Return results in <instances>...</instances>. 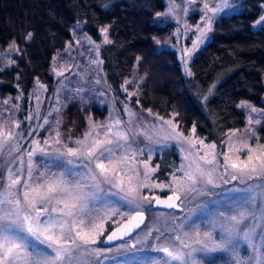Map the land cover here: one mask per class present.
<instances>
[{
    "label": "snow or ice",
    "instance_id": "obj_1",
    "mask_svg": "<svg viewBox=\"0 0 264 264\" xmlns=\"http://www.w3.org/2000/svg\"><path fill=\"white\" fill-rule=\"evenodd\" d=\"M227 7L228 0H221L216 7L204 4L206 12L213 14ZM170 14H174L172 9ZM211 22L212 17H208L206 27L200 30L201 37L211 30ZM257 23H264V16ZM103 31L106 36L107 29ZM31 35L29 33L27 39H31ZM200 42L198 38L191 49H185L188 57H191ZM251 111L258 110L252 107ZM251 122L252 118L249 117ZM115 124L119 125L120 121H115ZM166 124L170 130L169 137L183 139L194 147L191 139L177 132V125L171 120ZM15 126L19 127V124ZM113 127H107L103 138L93 128V131L85 134L83 140L76 141L77 147L65 145L64 150L57 148L49 151L34 141L36 147L27 152L26 166L24 159L19 158V168L13 171L7 167L6 174L0 175V264H91V257L102 254L99 248L91 246L103 235L106 222L112 221L118 225L107 236V240L122 239L144 222L145 204L175 208L178 206L176 201L181 200V191L186 195L192 192L209 197L216 195L214 190L220 186L216 182L218 170L222 173L221 180L224 175H230L232 180H239L246 187L229 190L230 194L225 196L227 204L224 200L210 199L197 206L200 219L207 218L212 231H205L201 238L199 225H189L191 235L185 231L182 236H174L171 241L166 239L151 247L150 251L162 253L163 257H146L143 264H171L173 261L180 264H204L203 260L197 259V253L207 258V264H215L211 254L217 252H230L235 264H264V251L245 262L239 258L237 250L239 240L252 241L258 224L261 226L260 234L264 235V145L252 148L244 144L246 157L241 159L236 155L234 159L229 154L234 151L229 144L228 153L222 154L221 163L217 159L216 145H204L203 140H200L199 144L206 151L202 155H193L189 151V155L185 156L189 162L181 166L182 177L173 176L172 183L167 185L173 189L172 195L167 199L158 196L149 198L143 194V189L163 190L166 187L164 184L150 182V176L158 166L153 168L145 161L141 174L138 168L131 165L135 151L131 150L128 143V133L113 131ZM195 131L193 127L192 132ZM20 135L0 127V156H11L19 151L18 144L12 141ZM144 135L152 139L147 133ZM55 143H60L59 133ZM118 151L122 154L117 155ZM235 152H239V149H235ZM37 153L45 158L44 170L39 172L38 178L42 182L39 183L33 178L34 171L38 169L34 160ZM228 182L223 180L225 184ZM222 205L228 209L229 215L220 210ZM210 206L214 207L209 210ZM121 208L129 211L122 212ZM191 211L195 214L196 209ZM116 216L126 222L113 220ZM241 225H244V229H241ZM216 229L221 233L219 241L213 235ZM150 236L151 231L145 239ZM156 239L159 240L160 236ZM189 240H193L199 247H193ZM173 241H179V246ZM135 247L131 245L132 249ZM185 248L189 251L185 252Z\"/></svg>",
    "mask_w": 264,
    "mask_h": 264
},
{
    "label": "trees",
    "instance_id": "obj_2",
    "mask_svg": "<svg viewBox=\"0 0 264 264\" xmlns=\"http://www.w3.org/2000/svg\"><path fill=\"white\" fill-rule=\"evenodd\" d=\"M166 5V0H0V50L15 43L10 65L0 70V100L18 97L22 119L36 83L54 87L51 65L73 41L76 25L96 40L108 25L110 41L101 58L114 94L122 96L135 74L139 80L131 102L137 110L173 117L183 133L195 127L196 136L223 147L231 130L246 125L242 101L264 108V24L252 26L264 0H239V10L216 18L210 40L191 60V75L184 74L177 51L164 46L174 30L173 23L160 20ZM106 114L96 104L70 102L61 109L60 126L65 136L78 138L90 119ZM259 130L264 132V123ZM178 161L174 148L157 154L152 162H161L162 171L156 177L166 178ZM212 258L229 264L224 252ZM200 260L207 264L204 256Z\"/></svg>",
    "mask_w": 264,
    "mask_h": 264
},
{
    "label": "rangeland",
    "instance_id": "obj_3",
    "mask_svg": "<svg viewBox=\"0 0 264 264\" xmlns=\"http://www.w3.org/2000/svg\"><path fill=\"white\" fill-rule=\"evenodd\" d=\"M166 3L165 10L160 13V20L162 22L173 23L174 30L173 39L168 40L164 46L171 47L177 51L184 74L191 75L189 74V72L192 73L190 66L191 60L206 42L210 40L214 21L221 14H229L239 10V0H228V7L223 8L222 11L215 14L206 12L204 4L208 3L210 7H216L220 5L221 0H194V2H190V0H166ZM173 5H175L174 8ZM170 9L173 10L174 14H170ZM262 16H264V10L261 16L253 22V28H259L264 24L257 23ZM208 17H212L211 30L207 31L204 37H201L200 30L206 27ZM78 25L81 26V24H77L76 28L73 29V41L68 43L65 50L54 58L51 65V72H53L55 77L54 87L51 90L46 88L44 84L37 82L29 96L27 111L22 119L19 117L20 105L18 97L10 100L9 96L7 97L8 99L0 100V127L6 130L11 129L14 134H21L16 137V140L12 141L13 144H18L19 151L14 152L11 156H0V175L6 174L7 167H11L13 171L19 168V158L24 159L26 166L27 152L36 147L34 141H38L41 147L49 151H54L57 148L64 150L65 145L67 147H77L76 141L83 140L85 134L93 131V128L103 138L107 127L113 125V131H126L130 137L128 143L130 144L131 150L135 151V157L131 161V165L138 168L141 174H143V162L145 161L149 162L153 168H157L158 166L157 170L151 174L150 182L164 184L166 187L163 190L159 188L143 189V194L151 198L162 195L163 193H172L173 189L168 188L167 185L172 183L173 176L182 177L180 169L181 166L189 162L185 160V156L189 155V151L193 155L197 153L202 155L206 151L199 144L200 140H203L204 145H216L215 151L218 154L217 159L221 163L223 162L222 154L228 153L229 144L234 149L233 153H229L233 155L234 159L236 155H239L241 159L246 157L247 149L243 147L244 144H248L252 148L264 145V132H260L259 130L260 124L264 123V108L257 107L248 100L240 103V106L242 104L248 105L241 107L247 112L246 125L242 128L231 130L227 134L223 147H219L215 142H210L196 136L192 131L183 133L173 117L164 118L150 111L144 113L137 110L131 102L133 95L136 93V86L138 85L139 77L137 75H132L125 82L122 87L123 95L120 97L114 94L106 81L102 68L101 50L110 41L109 26L107 25L101 28V38L96 40L87 32L81 31L82 26L80 27ZM104 29H107L106 36L103 31ZM198 38H200L201 42L191 57H188L185 49H191L193 43L197 42ZM12 45H15V43H11L2 51L0 50V70L10 65L8 62L11 61L12 50L15 48ZM131 85L134 88H131ZM70 102L96 104L100 108L106 109L107 114L103 119H90V123L81 137L73 138L71 136H65L60 126V112ZM252 107L258 111L252 112ZM249 117L252 118L251 123H249ZM117 120L120 121L119 125L115 124ZM169 120L177 125V132L182 133L183 137H187L193 141L194 147L189 146L183 139H174L168 136V131L170 130L166 122ZM257 120H259V123H256ZM16 124H19V127H16ZM57 133H59L60 143H55ZM144 133H147L152 139H147ZM171 148H174L178 153V164L172 171L167 173L166 178L158 179L156 174L162 171V164L160 162L158 165H155L152 161L156 158L157 154ZM235 149H239V152H235ZM120 154L122 153L118 151L117 155ZM34 160L38 165V169L34 171L33 178L35 182L39 183L42 182V179L38 178L39 172L44 170L43 164L45 158L37 153ZM53 170L55 171L56 169L53 168ZM81 171L83 170L81 169ZM229 172H231V169ZM221 174L219 170L216 173V182L220 186L214 190L216 195L212 197L206 194L201 195L197 192L186 195L181 191L179 195L181 196L180 203L182 209L179 212L160 211L154 209L152 204H145L143 210H146L148 214L146 224L138 233L124 242L111 246L103 243L105 235L109 231L106 230L108 225H117L112 221L106 222L103 235H100L97 243L91 246L93 248H99L102 254L91 257V264H143V260L146 257H163L162 253L152 252L149 249L157 244L163 243L166 239L171 241L174 236H182L185 231L191 235L192 229L189 225L193 224L199 225L201 238H203V233L205 231H212V229L207 218L200 219V209L197 206L207 203L210 199L224 200V203L227 204L225 196L230 194L229 190L234 188L244 189L246 187L239 180H232L230 175L223 176V180L229 181L226 184L223 183V180L220 179ZM69 179L71 180L72 177H69ZM254 183H260V181H255ZM212 207L214 206H210L209 210ZM192 209H196L195 214L192 213ZM220 210L224 211L225 215L230 214L228 209L223 205ZM121 211L129 210L127 208H121ZM113 220L122 221L120 216L114 217ZM245 223L248 222L246 221ZM182 224L183 227H181ZM240 227L244 229V225ZM260 227L258 224L257 231L253 233L252 241H238L237 250L241 260L247 262L254 255L258 257L264 251V235L260 234ZM149 231H151V236L145 239ZM160 233H163V235H160ZM213 235L217 241L221 239L219 229H216ZM157 236H160L159 240L156 239ZM189 242L192 243L193 247H199L193 240H189ZM131 243H134L136 246L134 249L131 248ZM173 243L179 246V241H173ZM121 245L124 247H119ZM183 250L185 252L189 251L187 248ZM224 253L228 256L229 264H235V259L232 254L230 252ZM196 257L200 260V257H203V255L197 253ZM171 264H180V262L173 261Z\"/></svg>",
    "mask_w": 264,
    "mask_h": 264
},
{
    "label": "water",
    "instance_id": "obj_4",
    "mask_svg": "<svg viewBox=\"0 0 264 264\" xmlns=\"http://www.w3.org/2000/svg\"><path fill=\"white\" fill-rule=\"evenodd\" d=\"M170 195H172V193L162 194V195H159L158 197H160L161 199H167V197L170 196ZM176 203H177L178 206L175 207V208H167V207H164V206H162V205H155V204H152V205H153L154 208H156V209H160V210H175V211H180V210L182 209V205H181L180 201H176ZM144 215H145L144 222L140 225L139 228H135V229H133V230L131 231V233H129L128 235L123 236L122 239H116V240L108 241V240H107V236L110 235L111 232H112L113 230H115V228H116L118 225L113 226L112 229H110V230L107 232V234L105 235V238H104L103 243H104L105 245H114V244H117V243H119V242H123V241H125V240L131 238L132 236H134L137 232H139V231L143 228V226L146 224V222H147V220H148V214H147V211H146V210H144ZM124 222H126V221H124V220L121 221V223H124ZM133 244H134V243H131V245H133Z\"/></svg>",
    "mask_w": 264,
    "mask_h": 264
}]
</instances>
